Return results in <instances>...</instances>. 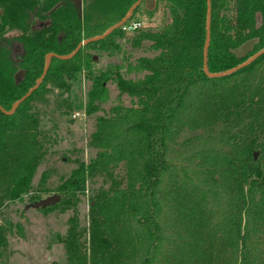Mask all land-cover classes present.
Listing matches in <instances>:
<instances>
[{
  "label": "trees",
  "instance_id": "16d2710c",
  "mask_svg": "<svg viewBox=\"0 0 264 264\" xmlns=\"http://www.w3.org/2000/svg\"><path fill=\"white\" fill-rule=\"evenodd\" d=\"M136 1L0 0L2 111L53 54L36 88L10 114L0 111V207L20 199L46 153L41 116L95 113L113 83L117 102L89 133L95 154L51 191L56 203L38 207H73L85 179H110L88 198L86 227L66 218L64 264H264V52L233 69L264 49V0H209L207 71L233 69L212 77L203 71L207 0H141L115 27ZM158 9L159 27L121 30ZM249 39V53L237 58L233 50ZM134 51L151 55L131 61ZM118 55V65L97 67L96 57ZM81 78L83 100L74 90ZM179 137L199 144L193 168L169 156ZM12 227L0 224V248Z\"/></svg>",
  "mask_w": 264,
  "mask_h": 264
},
{
  "label": "rangeland",
  "instance_id": "374dc122",
  "mask_svg": "<svg viewBox=\"0 0 264 264\" xmlns=\"http://www.w3.org/2000/svg\"><path fill=\"white\" fill-rule=\"evenodd\" d=\"M152 2V1H151ZM150 2V4H151ZM163 14L161 10H155L150 16L138 14L141 27L145 29H155L161 25ZM125 50L129 48L124 45ZM130 52V51H129ZM137 55L150 56L149 52L134 51L130 60ZM133 57V58H132ZM97 67L104 68L108 63L118 65L122 62L120 56L117 57H96ZM80 84L74 90L81 98L87 88V81L79 80ZM107 100L100 105V110L89 115H76L74 117L53 112L52 116L44 114L41 116L40 127L46 134V153L36 163V167L31 175L29 186L20 196V199L7 201L0 207V224L9 221L17 224L15 231L11 228V233L4 237V246L0 248V261L4 264H64L63 248L59 239L65 232V220L68 217H75L80 226H87V202L92 193L105 190L110 179L100 176L85 179L84 191L79 195L73 207L69 206L61 210L53 209L41 211L32 207L33 202L28 201L31 194L40 198L52 194L56 185L65 178L75 163L80 161L85 163L89 157L95 154V149L87 146L89 133L92 131L96 116L106 115L107 109L116 104V89L113 83L107 84ZM123 104L129 105L126 97L122 96ZM83 100V98H82ZM78 113L79 112H73ZM184 138V137H183ZM179 137L174 149L170 151V158L176 166L187 170L193 168L197 159L194 156L195 143L192 138L184 140ZM43 172L42 183H38L40 173ZM259 182L264 183V173H261ZM56 203V202H55Z\"/></svg>",
  "mask_w": 264,
  "mask_h": 264
},
{
  "label": "water",
  "instance_id": "95a60500",
  "mask_svg": "<svg viewBox=\"0 0 264 264\" xmlns=\"http://www.w3.org/2000/svg\"><path fill=\"white\" fill-rule=\"evenodd\" d=\"M141 0H137L136 2L133 3V5L129 8V10L126 12L125 16L115 25V27H117V25H120L122 24L124 21H126L130 15H131V12L133 11V9L137 6V4L140 2ZM151 0L148 1V3H150ZM209 0H207V9H206V12H207V17H206V24H205V28H206V34H205V39H204V47H203V71L205 73L206 76L208 77H212V76H217V75H222V74H225V73H228V72H231L233 71V69L235 68H239L241 66H244L246 64L249 63V61H251V59H253L254 57H256L257 55H259L260 53L264 52V49L249 56L248 59H246L245 62L237 65L236 67H234L232 70H229V71H226V72H223V73H217V74H210L208 71H207V65H206V61H205V58H206V50H207V43H208V39H209V16H210V12H209ZM105 34V33H104ZM104 34H102L101 36H97V37H92V38H89V39H84V41H80L76 47L74 48V50H72L68 55H65V56H58L59 58L61 59H65V58H68L69 55H71L72 53H74L77 48L84 44L86 41H89V40H95V39H100ZM253 45V39H249L248 41H245L243 44H241L240 46H238L237 48H235L233 50L234 52V55L239 58V57H243L245 56L246 54L249 53L251 47ZM53 54H46L45 57H44V61H43V68H42V71L40 73V75L38 77H36V79L34 80V85L27 89L16 101H14L13 103H11L10 107L8 110H4L2 111L0 109V111L3 113V114H10L15 108L16 106L20 103V101H22V99H24L34 88H36V85L38 84V81L40 80V78L42 77V75L44 74V72L46 71L47 69V63H48V60L49 58L52 56ZM21 76V71L19 70L14 76H13V80L16 81L20 78ZM254 157V155H253ZM58 195L56 194H51L49 196H45L43 198H40V200L38 201H35L32 203V207L34 208H38L40 206H49V205H52L54 204L57 200H58Z\"/></svg>",
  "mask_w": 264,
  "mask_h": 264
},
{
  "label": "built area",
  "instance_id": "2783aa9c",
  "mask_svg": "<svg viewBox=\"0 0 264 264\" xmlns=\"http://www.w3.org/2000/svg\"><path fill=\"white\" fill-rule=\"evenodd\" d=\"M139 26H140V23L137 22V21H134V22H131L129 24L122 25L121 26V30L124 31V32H126L127 34H132V32L134 31V29L137 28V27H139ZM76 115H82L83 116V114H81V113H79V114L78 113H74V114L72 113L71 114L72 117H74Z\"/></svg>",
  "mask_w": 264,
  "mask_h": 264
}]
</instances>
